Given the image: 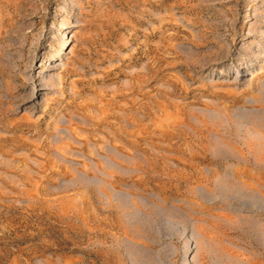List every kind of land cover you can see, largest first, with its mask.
<instances>
[{
	"label": "rangeland",
	"instance_id": "obj_1",
	"mask_svg": "<svg viewBox=\"0 0 264 264\" xmlns=\"http://www.w3.org/2000/svg\"><path fill=\"white\" fill-rule=\"evenodd\" d=\"M0 264H264V0H0Z\"/></svg>",
	"mask_w": 264,
	"mask_h": 264
},
{
	"label": "bare ground",
	"instance_id": "obj_2",
	"mask_svg": "<svg viewBox=\"0 0 264 264\" xmlns=\"http://www.w3.org/2000/svg\"><path fill=\"white\" fill-rule=\"evenodd\" d=\"M63 41H64V43L62 44V41H61V43H60V48L61 49H63L64 48V46H65V44H66V42H68V39L67 38H65V39H63ZM62 44V45H61Z\"/></svg>",
	"mask_w": 264,
	"mask_h": 264
}]
</instances>
